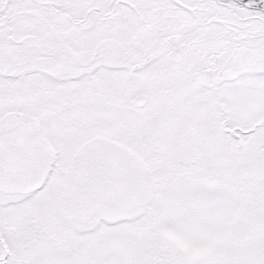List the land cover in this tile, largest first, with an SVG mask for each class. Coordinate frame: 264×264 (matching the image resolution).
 Masks as SVG:
<instances>
[{
    "label": "snow or ice",
    "instance_id": "snow-or-ice-1",
    "mask_svg": "<svg viewBox=\"0 0 264 264\" xmlns=\"http://www.w3.org/2000/svg\"><path fill=\"white\" fill-rule=\"evenodd\" d=\"M0 264H264V0H0Z\"/></svg>",
    "mask_w": 264,
    "mask_h": 264
}]
</instances>
